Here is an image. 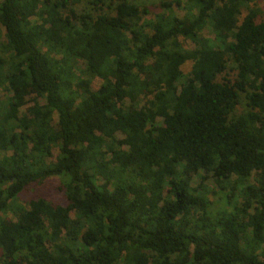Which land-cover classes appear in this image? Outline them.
<instances>
[{
  "label": "trees",
  "instance_id": "16d2710c",
  "mask_svg": "<svg viewBox=\"0 0 264 264\" xmlns=\"http://www.w3.org/2000/svg\"><path fill=\"white\" fill-rule=\"evenodd\" d=\"M0 25V264H264V0H0Z\"/></svg>",
  "mask_w": 264,
  "mask_h": 264
},
{
  "label": "rangeland",
  "instance_id": "374dc122",
  "mask_svg": "<svg viewBox=\"0 0 264 264\" xmlns=\"http://www.w3.org/2000/svg\"><path fill=\"white\" fill-rule=\"evenodd\" d=\"M133 3L139 5V6H143V5H157L160 3V1L162 0H131ZM84 8H86V3H83L81 5H79L78 9L79 12L84 11ZM176 10H180L179 7H176ZM1 27V25H0ZM203 34L210 38L212 42H216L215 39V35L214 32L212 31V29L210 27H207L203 30ZM181 41L185 44L186 47L189 46V43H187L184 39H181ZM187 66L185 67V73L187 74L189 72V69L191 68V63H187ZM181 79V82L179 83V85H181L183 83V81L186 79V75ZM101 84V80L99 78H94L93 82H92V88L93 89H98L99 86ZM3 98H8L9 93L8 90H4L2 93ZM242 103L238 106L237 111L238 112H242L245 109V96L242 95ZM40 104H44L45 103V99H40L38 98L37 100ZM35 104V95L29 96L28 97V104L22 109V111H25L27 107L32 106ZM194 182H197L198 179L195 177L194 178ZM210 183V185L215 188L216 185L212 180L208 181ZM57 185L58 183L55 182L54 180H48L43 186L39 187L38 192L42 193V194H49V195H53L54 197H60L59 195V191L57 190ZM30 191L27 193H24L21 196V202H24L26 200H28V198L30 197ZM225 202L222 200V198H220V196L218 195L215 198V208H217L218 210L222 209L224 207Z\"/></svg>",
  "mask_w": 264,
  "mask_h": 264
}]
</instances>
